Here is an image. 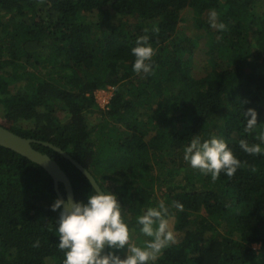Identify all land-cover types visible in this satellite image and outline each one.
Instances as JSON below:
<instances>
[{
	"label": "trees",
	"instance_id": "16d2710c",
	"mask_svg": "<svg viewBox=\"0 0 264 264\" xmlns=\"http://www.w3.org/2000/svg\"><path fill=\"white\" fill-rule=\"evenodd\" d=\"M185 7L204 34L205 71L195 68L197 40L180 25ZM212 10L225 29L211 26ZM142 35L156 50L150 74L133 70ZM107 86L101 110L94 92ZM249 108L258 114L252 134ZM0 110V125L60 147L115 194L131 238L160 192L177 243L150 264H264V153L239 146L260 143L264 129V0H0ZM194 136L225 140L242 164L231 179L222 172L213 182L184 160ZM32 145L64 170L75 201L95 194L67 158ZM57 198L46 170L0 145V264H63Z\"/></svg>",
	"mask_w": 264,
	"mask_h": 264
},
{
	"label": "clouds",
	"instance_id": "9594fccd",
	"mask_svg": "<svg viewBox=\"0 0 264 264\" xmlns=\"http://www.w3.org/2000/svg\"><path fill=\"white\" fill-rule=\"evenodd\" d=\"M218 14L212 10L209 22L212 27L221 30L226 28L223 23H217ZM148 30L145 29V32ZM158 32V29H153ZM135 57L133 70L137 74L152 72V58L156 50L149 43V36L137 37L136 46L131 49ZM257 111L253 108L243 112L246 119L244 132L252 134L258 126ZM250 117V118H249ZM260 143L250 144L248 140L239 141L240 148L249 155L264 153V129L256 133ZM184 160L191 167L198 169L204 175H210L215 182L223 172L231 179L242 166L224 139L216 136L201 141L194 136L190 144L184 149ZM252 173L259 169L244 162ZM172 206L183 211V204L173 201ZM53 211L60 210L57 220L56 233L59 236L58 248L64 253L63 264H150L155 262L163 251L177 243V236L170 225L169 207L163 200L156 207H149L136 218L140 225V232L147 238L143 246L131 242V231L125 223L121 204L115 194L95 191L88 196L87 202L74 201L71 197L57 198L51 205ZM107 245L109 251L102 254ZM35 246H39L37 241ZM113 249L126 250L124 258L113 252Z\"/></svg>",
	"mask_w": 264,
	"mask_h": 264
},
{
	"label": "water",
	"instance_id": "95a60500",
	"mask_svg": "<svg viewBox=\"0 0 264 264\" xmlns=\"http://www.w3.org/2000/svg\"><path fill=\"white\" fill-rule=\"evenodd\" d=\"M34 142H40L41 144L48 146L60 153L63 157L67 158L77 169L82 172V174L88 179L89 183L95 191L96 189L98 191H103L100 188L98 182L95 180L94 176L91 174V172L87 168H85L81 163L75 160L65 150L46 141H39L33 138L23 137L9 130L8 128L0 125V145L17 152L18 154L28 158L31 161H34L35 163L40 165L44 170H46L53 179L54 190L59 199H66L68 197H71L75 201L73 187L67 174L50 155L35 149L32 145V143ZM59 183L63 184L65 196H63L60 192ZM107 252L108 248L107 245H105L102 254H106Z\"/></svg>",
	"mask_w": 264,
	"mask_h": 264
},
{
	"label": "rangeland",
	"instance_id": "374dc122",
	"mask_svg": "<svg viewBox=\"0 0 264 264\" xmlns=\"http://www.w3.org/2000/svg\"><path fill=\"white\" fill-rule=\"evenodd\" d=\"M260 7H261V4L259 5V8ZM180 15L185 20L184 23L180 24L182 26V28L184 27V32L186 34H189V35L192 34L194 36V38L197 40L196 49H195L194 54H193L195 68L199 71H205L207 69H210V64H212L211 58L206 54L205 45L201 40L204 34L199 35L200 32L198 30H197L198 32L195 31V29L193 27H191L193 25V23L191 21V16H190L191 10L189 9V7H185V8L180 10ZM102 89H104V88L98 89L94 93H95V98H96L98 107L101 110H104L108 103H102L101 102L100 92ZM0 112H1V110H0ZM60 117H61V119L65 118L62 114H60ZM86 118H88L89 122H94L97 120V119H95L96 117H93V114H87ZM156 199L158 202H160L162 200V195L160 194V192H158V190L156 192ZM168 219H169L170 225L173 226L172 218L168 217ZM146 239H149V238L145 237L139 230L135 233L134 237L131 238V242L137 244L138 246H143V243ZM252 247L254 249L258 250L260 248V244L254 243V244H252ZM122 253H123V256H125L126 250H122Z\"/></svg>",
	"mask_w": 264,
	"mask_h": 264
},
{
	"label": "built area",
	"instance_id": "2783aa9c",
	"mask_svg": "<svg viewBox=\"0 0 264 264\" xmlns=\"http://www.w3.org/2000/svg\"><path fill=\"white\" fill-rule=\"evenodd\" d=\"M112 91H113L112 86H107L106 88L101 90L100 95H101V102L102 103H108L109 102V99L112 96Z\"/></svg>",
	"mask_w": 264,
	"mask_h": 264
}]
</instances>
